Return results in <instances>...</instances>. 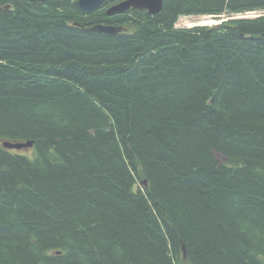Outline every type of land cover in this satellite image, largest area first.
Here are the masks:
<instances>
[{
  "label": "trees",
  "instance_id": "obj_1",
  "mask_svg": "<svg viewBox=\"0 0 264 264\" xmlns=\"http://www.w3.org/2000/svg\"><path fill=\"white\" fill-rule=\"evenodd\" d=\"M76 1L0 0V264H264V16L175 27L264 0Z\"/></svg>",
  "mask_w": 264,
  "mask_h": 264
},
{
  "label": "water",
  "instance_id": "obj_2",
  "mask_svg": "<svg viewBox=\"0 0 264 264\" xmlns=\"http://www.w3.org/2000/svg\"><path fill=\"white\" fill-rule=\"evenodd\" d=\"M30 1H39L44 2L46 0H30ZM114 0H77L76 7L84 12L89 13L92 12L104 5L107 2H111ZM163 5V0H121L112 5H110L105 14L107 16H113L117 14H123L128 10H143L148 15H156L158 14ZM6 9H10V6H5ZM75 26H79L77 23H73ZM88 32L100 33V34H107V35H117L123 31L121 26H112V25H105V24H94L91 27L85 28ZM32 143H4L3 146L5 148L10 149H22V148H29L31 147Z\"/></svg>",
  "mask_w": 264,
  "mask_h": 264
},
{
  "label": "rangeland",
  "instance_id": "obj_3",
  "mask_svg": "<svg viewBox=\"0 0 264 264\" xmlns=\"http://www.w3.org/2000/svg\"><path fill=\"white\" fill-rule=\"evenodd\" d=\"M264 16V9L244 12V13H225L222 15H190L181 16L178 18L176 28H191L195 26H216L224 22H231L233 20L254 19Z\"/></svg>",
  "mask_w": 264,
  "mask_h": 264
},
{
  "label": "flooded vegetation",
  "instance_id": "obj_4",
  "mask_svg": "<svg viewBox=\"0 0 264 264\" xmlns=\"http://www.w3.org/2000/svg\"><path fill=\"white\" fill-rule=\"evenodd\" d=\"M114 3H116V2L112 1V2H110L109 4L102 5L101 9L104 10V11H106V9H107L110 5H112V4H114ZM108 5H109V6H108Z\"/></svg>",
  "mask_w": 264,
  "mask_h": 264
}]
</instances>
